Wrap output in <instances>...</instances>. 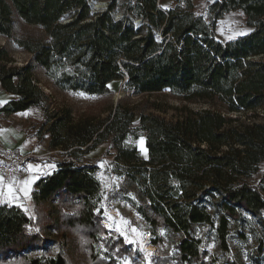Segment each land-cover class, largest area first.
<instances>
[{
	"label": "trees",
	"instance_id": "16d2710c",
	"mask_svg": "<svg viewBox=\"0 0 264 264\" xmlns=\"http://www.w3.org/2000/svg\"><path fill=\"white\" fill-rule=\"evenodd\" d=\"M93 1L108 5L93 12ZM175 1L167 8L161 0H0V33L32 53L17 65L0 45V84L12 95L0 114L39 108L38 138L49 135V148L63 153L32 191L36 216L20 204H0V264H75L77 258L54 250L55 240L39 230L44 225L65 240L76 236L79 249L98 260L94 246L108 233L99 208L100 169L83 158L107 141L139 186L143 200L133 204L150 230L172 234L174 253L157 263L218 264L207 259L198 230L214 226L220 251L229 253L231 220L242 210L264 226V0H210L205 14L196 12L193 0ZM233 11L242 12L252 29L222 40L218 21ZM19 21L41 26L48 39L18 38ZM37 67L58 90L105 95L112 82L125 81L134 95L170 90L212 107L189 110L176 121L141 114L143 159L128 143L134 107L118 102L103 118L77 117L70 106L51 108ZM243 113L249 122L241 121ZM102 240L111 251L124 245L118 253L131 252L122 239ZM152 242L159 246L161 237ZM263 249L261 238L257 251Z\"/></svg>",
	"mask_w": 264,
	"mask_h": 264
},
{
	"label": "rangeland",
	"instance_id": "374dc122",
	"mask_svg": "<svg viewBox=\"0 0 264 264\" xmlns=\"http://www.w3.org/2000/svg\"><path fill=\"white\" fill-rule=\"evenodd\" d=\"M210 0H193L195 10L198 13L205 14L207 4ZM106 1L95 2L96 4H103ZM94 3V5H95ZM176 5L175 0H161V5L164 7H172ZM174 5V6H175ZM101 6V5H100ZM173 6V7H174ZM240 11H233L227 13L223 18L219 19L217 27V36L222 40H227L226 36L231 34L228 31V26L231 25L233 30H247L251 31L252 27L247 24L246 18L239 15ZM226 22L221 24V22ZM236 21L237 23H233ZM224 28V35H221L218 29ZM18 38H34L36 40L45 41L48 39L45 31L39 25H32L19 21L15 31ZM0 45L6 47L14 59L13 64L23 65L32 59V53L20 48L17 43L0 33ZM37 81L40 87L47 94L51 95L53 104L51 108L60 106H70L75 115L106 117L112 108L118 102L134 107L136 118L133 124L132 134L128 139L130 145L137 146L139 153L143 159L148 158L146 148V133L140 128V115L153 114L160 116L169 121H176L183 118L189 110H198L212 107V104L203 100H189L182 96L174 94L170 90H164L156 93H148L141 95H134L125 89V81H114L110 84L111 92L105 95H91L82 91H63L58 90L52 85L39 67L35 69ZM0 91L3 94L4 89L0 84ZM81 93L83 95H81ZM2 98H4L3 95ZM12 98V96H9ZM2 99H0L1 101ZM2 104H0L1 106ZM248 114L243 113L241 121L249 122ZM263 118H261L262 120ZM252 120V118H251ZM43 122V115L39 108H31L30 110L14 113L12 115L0 114V129L15 127L19 131L26 133L25 140L21 142H13L14 146L0 148L16 149L10 150L14 152L17 157L14 162L18 163L20 168H24L28 163L40 165L41 167L36 171L38 173H49L55 167V159H61L62 150L50 149L45 147V154L38 157L42 160L33 161V157H28V152L25 150V141L30 139V136H35L39 146H44L49 135H45L43 139H39L37 131L40 129ZM31 136V137H32ZM30 141V140H29ZM12 142V141H11ZM37 143V142H36ZM117 150L110 146L107 141L99 145L96 149L89 152L83 158L85 162L98 165L99 178L101 181V200L99 208L103 210V224L107 230V234H102V239L113 238L114 241L122 239L123 236L116 229L119 227L130 240L135 241L132 244L125 243L127 249L131 252H123L120 246L114 249H108L105 246V240H100L94 246L95 256L99 258L94 262V257L90 255L89 250L79 249L76 236L71 235L69 240L63 239L53 227L44 225L40 226V231L48 238L55 240L54 250H60L69 255L71 258H77L75 264H124L123 258L127 257L132 261V264H176V262H159L157 258L170 256L174 253L173 237L168 229L158 228L156 235L150 230L148 223L144 220L141 214L136 209L134 204L140 203L143 198L139 190L138 184L128 176L126 168L122 163L115 159ZM120 165V166H118ZM264 164H262V169ZM19 174V173H18ZM259 175L249 181H257ZM107 185V187H105ZM26 201V199H24ZM134 202V204H133ZM25 209L34 216V202H27L24 204ZM209 209L214 212V205L209 201L207 203ZM54 207V212L58 209L56 203L50 204ZM52 212L50 215L54 223L58 222V216ZM125 221L127 223H125ZM57 225V224H56ZM107 225V226H106ZM132 229H136L135 232ZM214 226L206 225L198 230V235L201 239L200 246L204 250H208L207 259L210 257L216 259L218 264H227L235 261L237 264H264V249L260 253L257 251L260 239H264V226L259 219L249 212L242 210V217L237 220H231L229 244L230 252H221L219 249V240L217 239ZM161 237L159 246L153 244V239ZM121 251L119 254L118 250ZM137 251V252H135ZM150 254V255H149ZM99 259H104L102 262ZM7 264H23L17 259L9 260Z\"/></svg>",
	"mask_w": 264,
	"mask_h": 264
},
{
	"label": "snow or ice",
	"instance_id": "6c2138e0",
	"mask_svg": "<svg viewBox=\"0 0 264 264\" xmlns=\"http://www.w3.org/2000/svg\"><path fill=\"white\" fill-rule=\"evenodd\" d=\"M239 15H243V13H240ZM226 22H221V24H225ZM233 23H237L236 21H233ZM221 33V35H224V28L218 29ZM228 31L231 32V34L226 36L227 40H234L238 36H244L247 35V30H233L231 28V25L228 26ZM81 95H83L81 93ZM0 103H5L4 101H0ZM6 130H0V132H3ZM2 164V162H0ZM40 165H34L32 163H28L26 167L20 168L17 167L16 169H13L11 171V174L7 177L3 173H0V203L7 202L3 198L5 197V194H7L8 197L11 198V200L15 201L18 199H21L22 197H28L29 196V186L35 182V180L40 178L41 173H38L36 170L39 169ZM52 167H55L54 165ZM17 172H28L29 175L20 178L16 175ZM50 173H42V175H48ZM107 187V185H105ZM26 211V209H25ZM125 223H127L125 221ZM107 226V225H106ZM118 232H120L121 236L124 238V242L128 244H132L135 241L130 240L128 236L118 227L116 229ZM133 232L136 231V229H132ZM118 250V249H117ZM150 255V254H149ZM124 264H132V261L124 257L123 258Z\"/></svg>",
	"mask_w": 264,
	"mask_h": 264
},
{
	"label": "crops",
	"instance_id": "0c3cea01",
	"mask_svg": "<svg viewBox=\"0 0 264 264\" xmlns=\"http://www.w3.org/2000/svg\"><path fill=\"white\" fill-rule=\"evenodd\" d=\"M174 5L171 4L172 7ZM0 95L4 96V98H2V96H0V99H2L1 101L7 102L8 100L11 99L9 97L11 94H9L6 91H4L3 94L0 91ZM0 104H4V103H0ZM0 130H6V131H3V132H0V145L2 144V145H4V147H9V146L12 147V146L15 145L13 142H21V141L25 140L26 133L24 131H22V130L19 131L15 127H11V128H7L6 127V128H1ZM31 136H30V139H29L30 141L27 140V141H25V144H24L26 146L25 150L28 152L27 156L28 157H30V156L33 157V161L34 160L40 161L42 159L38 158V157H40L43 154H45L44 153L45 152V147H48L50 137L48 138L47 142H45L44 146H39L40 144L38 145L37 138H35V136H32V137ZM3 149L4 150H13V151L15 150L16 151V149H8V148H3ZM0 150H2V149L0 148ZM28 175H29L28 172H19V174H17V176L20 177V178H24V177H26ZM41 176H42V174L40 175V177ZM37 180H35V182L29 186V196L28 197H26V198L22 197L21 199L13 201V200H11L10 197L7 196V194H5V197L3 199L6 200L7 202H4V203H17V204L22 205L23 207H25L24 204L27 203V202L33 203L34 201H33V198H32V191H33V189L35 187V184H36ZM24 199H26V201ZM31 215H33V214L31 213Z\"/></svg>",
	"mask_w": 264,
	"mask_h": 264
},
{
	"label": "built area",
	"instance_id": "2783aa9c",
	"mask_svg": "<svg viewBox=\"0 0 264 264\" xmlns=\"http://www.w3.org/2000/svg\"><path fill=\"white\" fill-rule=\"evenodd\" d=\"M16 156V155H15ZM14 156V152H10V150H0V173H3L7 179V177L11 174V171L13 169H16L19 167L18 163L14 162V160L17 159V157ZM19 172L16 173V175Z\"/></svg>",
	"mask_w": 264,
	"mask_h": 264
},
{
	"label": "water",
	"instance_id": "95a60500",
	"mask_svg": "<svg viewBox=\"0 0 264 264\" xmlns=\"http://www.w3.org/2000/svg\"><path fill=\"white\" fill-rule=\"evenodd\" d=\"M94 3H95V1H93V6H94V10H93V12H95V11H97V10H103V9H105V8L107 7V5H108V2H105V3H103V4H96V3H95V5H94ZM100 5H101V6H100ZM136 22L139 23L140 20H137Z\"/></svg>",
	"mask_w": 264,
	"mask_h": 264
}]
</instances>
